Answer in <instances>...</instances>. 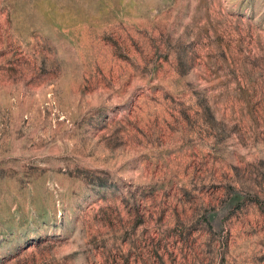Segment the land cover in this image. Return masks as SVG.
Returning <instances> with one entry per match:
<instances>
[{"label": "rangeland", "instance_id": "rangeland-1", "mask_svg": "<svg viewBox=\"0 0 264 264\" xmlns=\"http://www.w3.org/2000/svg\"><path fill=\"white\" fill-rule=\"evenodd\" d=\"M0 264H264V0H0Z\"/></svg>", "mask_w": 264, "mask_h": 264}]
</instances>
